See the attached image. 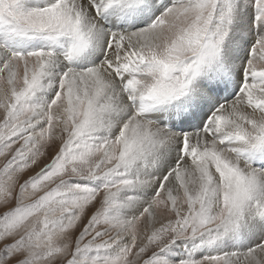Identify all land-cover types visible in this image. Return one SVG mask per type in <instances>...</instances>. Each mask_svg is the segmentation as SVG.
Instances as JSON below:
<instances>
[{"label": "snow or ice", "instance_id": "snow-or-ice-1", "mask_svg": "<svg viewBox=\"0 0 264 264\" xmlns=\"http://www.w3.org/2000/svg\"><path fill=\"white\" fill-rule=\"evenodd\" d=\"M0 161V264H264V0H0Z\"/></svg>", "mask_w": 264, "mask_h": 264}, {"label": "rangeland", "instance_id": "rangeland-1", "mask_svg": "<svg viewBox=\"0 0 264 264\" xmlns=\"http://www.w3.org/2000/svg\"><path fill=\"white\" fill-rule=\"evenodd\" d=\"M0 162H2V161H0ZM36 170H37V169L34 168V169H32L30 172L25 173V178H26L28 175L33 174ZM0 211H2V209H0Z\"/></svg>", "mask_w": 264, "mask_h": 264}]
</instances>
